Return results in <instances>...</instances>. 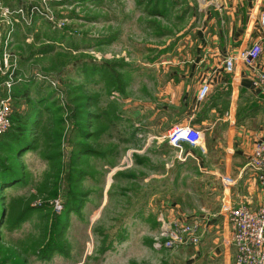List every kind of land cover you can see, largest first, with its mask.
Masks as SVG:
<instances>
[{
    "label": "rangeland",
    "instance_id": "rangeland-1",
    "mask_svg": "<svg viewBox=\"0 0 264 264\" xmlns=\"http://www.w3.org/2000/svg\"><path fill=\"white\" fill-rule=\"evenodd\" d=\"M0 1L42 13L10 45L16 120L0 135V170L25 175L1 198L0 264H222L206 254L195 261L194 245L163 247L161 232L179 216L166 201L180 197V215L219 210L226 177L199 175L172 146L170 173L150 177L151 132L130 115L161 91L173 60L193 53L198 0ZM17 126L29 142L19 153ZM208 218L198 248L222 251Z\"/></svg>",
    "mask_w": 264,
    "mask_h": 264
},
{
    "label": "crops",
    "instance_id": "crops-1",
    "mask_svg": "<svg viewBox=\"0 0 264 264\" xmlns=\"http://www.w3.org/2000/svg\"><path fill=\"white\" fill-rule=\"evenodd\" d=\"M206 7L199 8L200 20L193 29V53L173 60L179 64L164 74L161 91L152 95L142 107L132 108L130 115L142 119L151 132L147 136L148 143L152 144L147 149L150 177L164 181L170 173V157L165 150L171 146L166 142V133L175 125H194L203 131V143L193 147L183 144L182 157L195 163L201 176L231 179L223 202L227 197L233 204L247 202L256 207L261 194L246 165L253 142L264 134V99L252 85L254 73L238 55L264 35V24L260 21L264 15V0H215ZM226 56L235 58L231 72L223 69ZM205 82L210 84L209 93L198 100V90ZM157 192L158 189L154 195ZM179 199L176 198L174 204L166 201L170 207L166 210L169 216L180 215L173 209L183 205ZM219 210L208 212L206 216L202 214L203 210L190 214L182 211V215L188 216L190 221L200 219L205 222L209 215H216ZM216 218L211 216L206 233L212 232L210 240L215 242L220 235L223 250H207L196 245L191 257L197 261L206 254L212 261L222 256V264H230V250L226 247V243L229 244L227 225L222 221L217 223Z\"/></svg>",
    "mask_w": 264,
    "mask_h": 264
},
{
    "label": "built area",
    "instance_id": "built-area-1",
    "mask_svg": "<svg viewBox=\"0 0 264 264\" xmlns=\"http://www.w3.org/2000/svg\"><path fill=\"white\" fill-rule=\"evenodd\" d=\"M213 3V0H198L200 8ZM42 14L37 5L17 4L8 5L0 1V135L12 126V83L16 76L17 62L11 52V42L15 30L30 26L35 17ZM49 19V14L45 15ZM50 20V19H49ZM260 21L264 24V15ZM241 58L254 73L252 85L264 99V35L253 41L250 47L239 53ZM235 58L226 56L223 69L231 72L234 69ZM55 84L54 82H52ZM210 90L208 82L203 83L197 93L198 100L204 99ZM166 142L182 152L183 144L193 147L201 144L203 131L194 125H175L165 135ZM246 169L258 186L261 194L260 203L254 207L247 202L233 204L226 199L212 217H221L227 225L228 243L233 249V264H264V134L253 142ZM227 185L230 178H224ZM209 215V217H211ZM206 226H205V225ZM161 235L165 240L161 245L165 248H177L182 245H198L202 240L207 223L200 219L190 221L185 215L168 222ZM160 244L157 243V246Z\"/></svg>",
    "mask_w": 264,
    "mask_h": 264
},
{
    "label": "trees",
    "instance_id": "trees-1",
    "mask_svg": "<svg viewBox=\"0 0 264 264\" xmlns=\"http://www.w3.org/2000/svg\"><path fill=\"white\" fill-rule=\"evenodd\" d=\"M20 31L19 28H17L15 30V33ZM13 120H16L15 117L12 118ZM21 127L17 126V135H18V139H21L22 142H17V145H18V153L19 151L21 150L20 147H29V142L28 140H25V138H21V133H22V129H20ZM188 145V144H186ZM24 172L22 171H19L18 168H15L11 165H8V164H5V166H1V170H0V225L2 223V221L4 220L5 218V212H4V206H3V201H2V197H3V192H4V189L9 187V186H12L16 183H19L23 181L24 179ZM2 205V206H1ZM4 213V214H3Z\"/></svg>",
    "mask_w": 264,
    "mask_h": 264
}]
</instances>
